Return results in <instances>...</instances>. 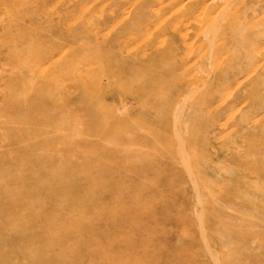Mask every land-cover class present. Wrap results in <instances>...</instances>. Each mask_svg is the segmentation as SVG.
Segmentation results:
<instances>
[{"label":"rangeland","instance_id":"374dc122","mask_svg":"<svg viewBox=\"0 0 264 264\" xmlns=\"http://www.w3.org/2000/svg\"><path fill=\"white\" fill-rule=\"evenodd\" d=\"M209 1L0 0V264H264V0Z\"/></svg>","mask_w":264,"mask_h":264},{"label":"bare ground","instance_id":"6f19581e","mask_svg":"<svg viewBox=\"0 0 264 264\" xmlns=\"http://www.w3.org/2000/svg\"><path fill=\"white\" fill-rule=\"evenodd\" d=\"M230 1V0H229ZM209 2H211V0L209 1ZM194 3V2H193ZM227 3V2H226ZM208 4V3H207ZM198 6V5H197ZM206 6V5H205ZM204 6V7H205ZM179 8H181V7H179ZM230 16V15H229ZM213 21H214V19H213ZM191 25V24H190ZM208 31V30H207ZM255 38V37H254ZM237 40V39H236ZM258 44H260V43H258ZM154 57V56H153ZM209 57V56H208ZM210 59V58H209ZM232 60V59H231ZM232 75V74H231ZM225 76V75H224ZM232 78V77H231ZM234 83V82H233ZM238 83V82H237ZM264 93V92H263ZM116 116V115H115ZM176 123V122H175ZM174 125V124H173ZM244 130V129H243ZM181 139V138H180ZM67 157V156H66ZM70 157V156H69ZM189 163V162H188ZM32 164V166L34 167V165L35 166H37L38 164H39V162L37 161V160H35L33 163H31ZM69 164V163H68ZM190 170V169H189ZM37 173L36 172H33V175H36ZM36 177V176H35ZM35 177H32L33 179L35 178ZM190 180V179H189ZM58 182V181H57ZM39 183V182H38ZM56 183V182H55ZM51 184V181L49 180V182H47L46 180H44L42 183H40L37 187H36V189L35 190H38L37 192L39 193V194H43V195H45V194H47L48 193V189H49V185ZM7 187V186H6ZM69 187H71V186H69ZM2 189H6L5 188V186H2ZM67 189V188H66ZM69 189H71V188H69ZM48 190V191H47ZM30 191V190H29ZM37 194V193H36ZM35 194V195H36ZM46 206H43V205H41V208L38 210V212L40 213V214H43V215H45V214H52V213H55V214H59L61 211L59 210V208H60V206H56L55 205V207H53V209H50V208H45ZM38 213V215L40 216V214ZM37 216V215H36ZM18 234H21L22 236L23 235H25L26 234V232H21V233H18ZM51 243H52V241H51ZM50 243V244H51ZM48 248V244L47 245H45L44 246V250H46ZM67 249V248H66ZM31 250V249H30ZM48 250V249H47ZM55 250V249H54ZM211 252V251H210ZM213 254V253H212ZM210 255V254H209ZM213 257V256H212ZM214 258V257H213ZM34 259V258H33ZM218 261V260H217Z\"/></svg>","mask_w":264,"mask_h":264}]
</instances>
